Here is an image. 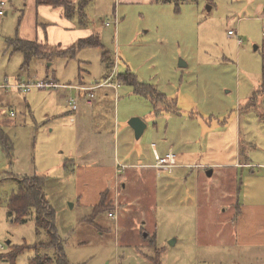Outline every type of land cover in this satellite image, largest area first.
Here are the masks:
<instances>
[{
    "label": "rangeland",
    "instance_id": "obj_1",
    "mask_svg": "<svg viewBox=\"0 0 264 264\" xmlns=\"http://www.w3.org/2000/svg\"><path fill=\"white\" fill-rule=\"evenodd\" d=\"M80 5L89 17L109 14L112 9L117 17L120 14L117 24L111 23V26L97 30L100 40L106 45L107 59L101 58L102 49L90 47L79 54L76 50L77 57L76 54L72 57L74 60L55 58L45 62L38 58L24 65L21 52L13 51L12 54L2 49L0 77L18 74L26 79L31 76L32 80L43 79L46 76L43 72L45 63H48L50 66L47 68L56 71L61 83L67 80L75 84L79 71L85 79L91 78L95 85L103 81L99 80L102 70H106L107 61L115 57L117 72H133L139 81L148 83L152 88L150 97L171 98V110L181 113H163L165 108L158 104L151 108L144 98L147 96L134 93L128 84H121L116 96V111L118 108L120 117L127 110L148 122L151 128H157V131L145 132L139 142L143 149L150 142L157 141L158 150L167 128L166 134L172 136L177 145L172 149L175 152L185 150L190 154L189 149L194 148L193 145L180 146L186 141L184 134L204 125L209 127V123L215 128L219 123H229L225 125L229 126L236 120L240 127L241 157L250 152L253 158L263 160L264 94L254 93L262 80L264 0H186L178 3L159 0L156 5L146 2L129 4L122 0H80ZM234 29L238 31L240 43L236 42L234 35L227 33ZM179 61H185L187 65L179 67ZM20 66L24 69L20 70ZM107 90H111L107 106L113 111L109 98L115 95L112 89ZM50 91L32 89L26 95L16 93V101L11 106L20 122L12 130L15 137L13 158L9 160L0 149V247L3 246L0 256L22 244L30 247L17 254L13 264H29L34 256V244L40 245L38 251L41 254L54 256V249L46 244L49 241L48 232L42 229L37 232L35 210L28 211L25 221L19 223L9 219L7 206L10 195L18 189L13 178L15 175L48 173L54 176L52 180L61 178L60 183L50 184L46 194L56 213V231L63 240L60 247L70 264H151L148 257L154 258L156 252L161 264H222V257H226L233 242L235 214L234 210L227 209L226 201L232 198L223 192L224 181L220 171L214 168L213 174L212 167L195 170L191 176L182 177L185 182L180 189L179 184H171V180L166 181L164 187L165 173L155 169L159 189L154 190L151 173L147 174L146 169L122 167V174L129 172L139 181L128 180L120 197L118 193L120 204L114 207L111 221L107 215L108 211H112L111 205L99 214L85 212L84 207L76 203L74 181L68 172L73 171L78 163L86 164L87 161L76 159L67 166L66 174L60 163L53 164L42 158V141L49 136V129H53V123L49 121L37 130V124L41 123L45 114L43 110L49 106L56 114L60 113L61 125L64 120L68 122V116L63 115L67 109L65 101L59 98V93ZM101 91H96V97H104ZM75 92L76 89L67 91L65 95L74 96ZM44 97L46 103L43 102ZM47 97H53V100ZM58 105L61 106L59 109ZM98 111V108L93 110L83 126L84 133H79L81 139L85 138L83 141H86L87 147L91 146L89 136L97 137V133L91 130H99L98 126L92 129L98 122ZM100 111L104 117L109 114L105 106ZM205 137L208 138L203 140V163H215L231 152V133L225 132V138L221 134L218 141L212 133ZM212 140L218 145L211 144ZM123 146L120 149L126 150ZM70 147L71 141L68 140L62 143L59 151L67 154ZM105 149L107 158L113 159L112 143ZM123 157L131 162L143 158L141 155L136 157L134 153ZM233 188L234 183L228 185L226 193L233 194L229 192ZM235 188L237 194L238 183ZM236 197L234 195V202ZM201 201L204 202L201 204ZM69 203L73 206L69 207ZM93 220H107L105 229L93 228ZM8 240L10 245L6 244ZM0 264L12 263L6 256L0 257Z\"/></svg>",
    "mask_w": 264,
    "mask_h": 264
},
{
    "label": "crops",
    "instance_id": "obj_2",
    "mask_svg": "<svg viewBox=\"0 0 264 264\" xmlns=\"http://www.w3.org/2000/svg\"><path fill=\"white\" fill-rule=\"evenodd\" d=\"M3 1L5 2V4L3 6V14L0 15V50L5 49L6 51H11L12 54L14 53L13 51L21 52L24 65H28L29 62H32V60L38 58H42L43 60H45V62H51L55 58L74 60L77 57V54H79L82 50L90 47H96L100 50L102 49L101 58L107 59L108 54L106 51V45L104 42H102V40H100V36L97 33V30H103L104 28L111 26V23L117 24V19H120V14H118L117 17L116 14H114L115 10L112 9L109 14H95L94 17H89L86 14H82L81 16L79 14L80 9L78 6L80 0H68L75 5V11L71 14V17H69L67 16V13L62 6L40 3L38 2L39 0ZM122 1L129 4L146 2L150 5H156L159 2V0ZM119 13L121 12L119 11ZM82 18H84L83 21L81 20ZM92 35H98L99 46H87L78 48L77 54L75 53L76 56L74 55L75 58H70L68 55L58 54L66 51L67 49H70L71 46L76 44L79 40H84L91 37ZM16 38L29 40L35 42L37 45L45 47V49H47L48 51L47 55L43 54L41 56H34L30 58L28 62L24 63L25 57L23 52L13 48L12 46V43ZM181 62L183 64L179 65L178 63L179 67H185L187 65L185 61ZM106 64L107 68L106 70H102L103 75L99 79L103 81L93 85L91 82V78L85 79L83 76H81L79 71L77 74L78 78H76L77 82L75 84H71V82H67V80H63L66 82L61 83L60 81H58L59 79L56 75V71L47 68L50 66V64L45 63L46 68L45 70H43V72L44 74H46V76L45 78L39 80L54 81L58 84V86L32 88L40 90H52L50 92H52L53 94L59 93V98L64 100L66 103L67 109L63 112V115L68 116V122L64 120L65 123L62 121L64 124L61 125L59 119V117L61 116L60 113L56 114L53 108L47 106L43 110L45 114L43 119L41 120V123L38 125L36 122V124L38 130L49 121L53 123V129H49V136L42 141V148L44 151L42 158H47L53 164L60 163L63 172H66V174L67 166L70 163H73L76 159L87 161L86 164L78 163L73 171L68 172L71 173L69 175H72L74 181L73 193L76 197V203L84 207L83 211L85 212L90 213L91 211L90 214H99V207L97 205L101 203L102 199L104 198V205L109 207L111 205L110 209L112 210L108 211L107 215L109 212H114V207L120 204V200H117L118 193L120 197V194H122V190L127 187V181H139L136 176H133V174H130L129 172L122 174L123 169L120 170L122 167H128L130 169H134V167L146 169L145 172H148L147 174L151 173V183L153 184L154 190L159 189L156 179V176H158V174L156 173L155 169L165 173L166 180L164 182V187L166 181L170 182L171 180V184H179V188L181 189L183 183L185 182L184 178L182 177L191 176L194 172H196L195 170L203 169L204 167H206L207 169L208 167H212L211 172L213 174L215 169L220 171L221 177L224 181L223 192L225 195H231L232 198V200L226 201L228 203L227 209L234 210L235 214V222L233 226V242L231 245V249L227 253L226 257H222L223 261L225 262L221 261V263L242 264L243 262H245L246 264H264V158H262L263 160L253 158V155L250 152H248L247 155L242 156L243 158L241 157L239 151L241 141V136L239 133L240 127L238 126L236 120L233 121L229 126H225L229 123H219L220 125L215 128H212V125L209 123V127L204 125L201 126V128H194L184 134L186 136V141L180 146L189 147L190 145H193L194 148L189 149L191 152L190 154L185 150L175 152V150L172 149L173 146L176 147L177 145L174 142V138L166 134L168 130L167 128H165V137L160 140L161 144L158 150L156 149L157 141L150 142L149 146L143 149L140 146L139 142L143 138L145 132H147L148 130L157 131V128H151L148 122L142 121L139 117H137L145 126L143 127L139 137L136 138V131L129 124V120L133 117L135 118L136 116L134 115L136 114L130 113L125 110L122 117H120L118 108L116 111V101L118 98L116 97L117 90L121 84H128L132 86L133 89L131 90L134 93L147 96L144 98L151 108L154 107V105L158 104L162 106L163 109L165 108L163 113L169 112L172 115H180L181 113L178 114L171 110V98L163 97L162 99V97H158L157 99V97H150L149 93H143L136 87V85L124 80V75L130 74L132 76H129L131 78L134 77L136 81L139 82V85L148 84L139 81L137 79V76L133 72L129 73L128 70L124 72H117L115 57H111ZM109 66L111 67L110 71ZM23 69L24 67L20 66V70ZM78 70H80V68ZM85 74L90 75L89 73ZM31 78L32 76L26 79L19 76L18 74H14L13 77H0V82L4 80H7L11 83L19 81L28 82L32 80ZM105 80H108L110 83H106L105 86H97L99 83H102ZM110 80H113V82ZM107 88L112 89L115 95V97H112L111 99L109 98V101H111L112 103L113 111H111L107 106V96L111 91L107 90ZM75 89L76 92L74 96L70 94L68 97H66L65 93L67 91H73ZM99 89H102L101 94L104 97H96V91ZM28 92H20L16 88H9L8 90L0 88V149L9 160L13 158V150L15 147V137L12 133V130L15 125H18V123L20 122V120H18L17 112L13 110L11 106L16 101V93L26 95ZM90 92L93 93L92 97H90L89 95ZM71 96L76 98H73ZM47 99L53 100V97H47ZM70 100L73 104L68 103ZM43 102L46 103L45 97L43 98ZM29 103L30 102L28 101V104ZM94 106L98 108L99 114L97 115L98 122H96L92 126V129L95 126H98L99 130L98 132L91 130L93 133H97V137L95 135L93 137L89 136V139H91V146L87 147L86 141H83V139L85 138L81 139L79 133H84L83 126H85L87 118L92 116L91 114H93L94 109H97ZM104 106L105 109L107 108L109 111L107 117H104L102 115V112L100 111V109H102V107L104 108ZM60 107L61 106L58 105L57 109H59ZM232 115L235 114L232 113ZM54 129H56V131H54ZM225 132L232 134L233 140L231 152L227 156L222 157L220 160H217L215 163H203L202 153L203 146L205 145L203 140L209 137H205V135H209V133L215 134V139L216 141H218L220 140L221 134L225 138ZM100 135H102L103 137H101ZM68 140L71 141V147L68 149L67 154H64L63 150L59 151V149L61 148L62 143H65ZM135 140L136 143H134ZM233 141L235 142L234 145ZM109 143H112L113 146V159L107 158V150L105 149V147ZM212 143L216 142L212 140L211 144ZM207 144H210L209 140L207 141ZM216 144L218 145V143ZM120 146L125 147L126 150H121ZM131 153H134L136 157L138 155H141L143 158H139V160L136 162H131L128 160V158L123 157L126 155L130 156ZM185 153L188 155H186ZM157 156L160 158H165L167 156L171 157V163L159 166L157 165ZM145 159H153V161L151 162ZM38 174L45 177V194L46 190L50 188V184L52 182H61L60 177H55L56 179L52 180L51 177H54L52 176V174ZM173 174L175 175V179H173ZM69 175L68 178L70 177ZM13 178L15 179V176ZM144 180L145 179H143L142 182H144ZM233 183V190H229V192H233V194H227L226 191H228V185ZM236 183L239 184L237 194H235ZM234 195L237 196L235 202L233 200ZM47 196L48 195L46 194V198ZM203 202L204 201H201V204ZM49 205L52 209L53 223L56 227V213L53 205H51L50 203ZM72 206L73 203H69V207ZM194 206H197V204H195ZM63 208L65 209V206H63ZM225 211L226 209L223 208V212ZM108 217L111 221L112 218L110 219L109 215ZM9 219L13 221L11 217H9ZM24 221L25 217L22 222L19 223H23ZM99 221H101V223ZM106 221L107 220H93V222L95 223V226H93V228H95L96 230L105 229ZM2 248L3 246L1 245L0 249ZM222 258H220L219 260H221Z\"/></svg>",
    "mask_w": 264,
    "mask_h": 264
},
{
    "label": "trees",
    "instance_id": "obj_3",
    "mask_svg": "<svg viewBox=\"0 0 264 264\" xmlns=\"http://www.w3.org/2000/svg\"><path fill=\"white\" fill-rule=\"evenodd\" d=\"M177 3L180 1L186 0H173ZM40 3H47L52 4L55 6H62L67 16L71 17V14L75 11V5L68 0H39ZM84 2V0H81ZM80 12L79 14L82 16L83 8L78 4ZM84 18L81 20L83 21ZM13 48L20 50L24 54V63L28 62L30 58L34 56H41L47 55L48 51L45 47L41 45H37L35 42L29 40H23L20 38H16L13 43ZM87 46H99V37L98 35H92L89 38L81 39L76 44L71 46L70 49L62 53H58L59 55H68L72 58L78 48L87 47ZM126 74L124 75V80L131 82L132 84L136 85V87L141 90L143 93H149L152 88L148 84L146 85H139V82L136 81L134 77H130L132 75ZM130 77V78H129ZM264 94V58L262 63V80L258 87V90L254 94ZM163 99V97H162ZM42 175H15V180L17 182L18 189L16 192H13L7 202L8 206V214L16 222H22L26 213L31 209L35 210L36 213V228L37 232L39 230H45L49 234V241L46 243L47 246L54 249V256H48V254H41L38 251V246L34 244L32 248L34 249V256L29 264H49L55 262V264H70L67 260L66 256L64 255L63 248L60 247V242L62 243V239L58 236L56 227L53 223V213L52 209L48 203V199L46 198L45 194V182ZM99 207V212L102 210H107L109 206L104 205V198L102 199L101 203L97 205ZM151 238V237H149ZM153 239V238H151ZM30 245L22 244L14 246L6 255H2V257L9 256L11 263L15 260L17 254L24 251L25 248H29ZM46 258V261L44 260ZM151 264H161L159 259V254L156 252L154 258L148 257ZM32 262V263H31ZM48 262V263H47Z\"/></svg>",
    "mask_w": 264,
    "mask_h": 264
},
{
    "label": "built area",
    "instance_id": "obj_4",
    "mask_svg": "<svg viewBox=\"0 0 264 264\" xmlns=\"http://www.w3.org/2000/svg\"><path fill=\"white\" fill-rule=\"evenodd\" d=\"M5 2L3 0H0V15L3 14V6H4ZM228 34H232L236 37L237 42L240 43L241 42V38L237 32V30H228ZM108 80H105L102 83H99L97 86H105V84L107 83ZM58 84L54 81H49V80H37V81H28V82H14L11 83L7 80H4L2 82H0V88H4L5 90H8L9 88H16L17 90H19L20 92H28L30 91L32 88L36 87V88H46V87H57ZM92 90V89H90ZM93 93L90 92V97H92ZM69 104H73L72 101L70 100L68 102ZM157 158V165L162 166L165 164H169L171 163V157H165V158H160V157H156ZM109 216H113V212H109L108 213Z\"/></svg>",
    "mask_w": 264,
    "mask_h": 264
},
{
    "label": "water",
    "instance_id": "obj_5",
    "mask_svg": "<svg viewBox=\"0 0 264 264\" xmlns=\"http://www.w3.org/2000/svg\"><path fill=\"white\" fill-rule=\"evenodd\" d=\"M182 64H183V63H182L181 61H179V65H182ZM140 122H141V120H140L139 118H137V117H135V118L133 117V118H131V119L129 120V124H130L131 127H133L134 130L136 131V134H135L136 138L139 137V135H140L141 132H142L143 127L145 126V125H143L142 122H141V125H140ZM9 242H10L9 240L6 241V243H8L7 245L10 244Z\"/></svg>",
    "mask_w": 264,
    "mask_h": 264
}]
</instances>
